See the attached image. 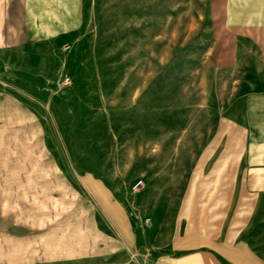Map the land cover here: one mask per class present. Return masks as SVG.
<instances>
[{
  "label": "rangeland",
  "instance_id": "obj_1",
  "mask_svg": "<svg viewBox=\"0 0 264 264\" xmlns=\"http://www.w3.org/2000/svg\"><path fill=\"white\" fill-rule=\"evenodd\" d=\"M243 1L0 0V264H143L175 225L211 244V212L260 207Z\"/></svg>",
  "mask_w": 264,
  "mask_h": 264
},
{
  "label": "crops",
  "instance_id": "obj_2",
  "mask_svg": "<svg viewBox=\"0 0 264 264\" xmlns=\"http://www.w3.org/2000/svg\"><path fill=\"white\" fill-rule=\"evenodd\" d=\"M69 1L72 2L71 7L76 8V0H49L48 8L51 9H63L68 7ZM244 40L250 44L251 49L248 55H255L264 58V0H244ZM246 55V54H245ZM257 107L254 109L256 123H252V120L245 127L251 129V135L255 138H259L261 145H257L258 151H264V98H258ZM252 104V103H251ZM251 150V149H250ZM254 168H263L264 163L260 162L258 165H253ZM231 181V180H230ZM264 181V180H260ZM252 182H250L251 184ZM262 183V182H260ZM264 183V182H263ZM230 185L235 186L236 180L232 178L229 182ZM235 189L232 188V192ZM260 207L250 209L231 208L228 212H211V220L206 226H213V230L217 228V233L220 228H224L225 236L220 239L213 233L211 238V244H204L203 233L206 232L204 228V222L197 220L194 228L197 234V239L202 242L188 244L187 239L180 236L181 226L175 225L170 229V235L166 236L163 242L149 241L147 244V256L143 259V264H264V194L259 193ZM238 211V212H237ZM242 211V212H241ZM244 211V212H243ZM166 212H162L161 217ZM243 216V227L246 229L249 227V232H245V235H241L236 239L230 237L236 226V217ZM200 217V216H198ZM225 217V219L221 218ZM249 218V219H247ZM147 219L148 224L147 232L155 235V239L159 236V233H169L166 230L164 224H160L156 214H149ZM201 219V218H200ZM226 221V224H225ZM254 224V226H253ZM187 225V224H186ZM178 227V230L176 228ZM134 228V227H133ZM180 228V230H179ZM135 229V228H134ZM262 232L260 239L253 236L256 230ZM209 230V229H208ZM117 232L122 234L125 232L124 225L117 226ZM126 232H129L126 230ZM131 233H136V230H130ZM208 232V231H207ZM227 234V235H226ZM200 236V237H199ZM259 240V241H258ZM124 246V243L122 242ZM132 245L134 249L140 248V242L133 241Z\"/></svg>",
  "mask_w": 264,
  "mask_h": 264
},
{
  "label": "built area",
  "instance_id": "obj_3",
  "mask_svg": "<svg viewBox=\"0 0 264 264\" xmlns=\"http://www.w3.org/2000/svg\"><path fill=\"white\" fill-rule=\"evenodd\" d=\"M141 182H142V180L141 179H138V180H136V182L134 183V186H138V185H140L141 184Z\"/></svg>",
  "mask_w": 264,
  "mask_h": 264
}]
</instances>
